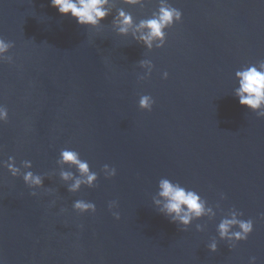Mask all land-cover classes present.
<instances>
[{"label":"water","instance_id":"water-1","mask_svg":"<svg viewBox=\"0 0 264 264\" xmlns=\"http://www.w3.org/2000/svg\"><path fill=\"white\" fill-rule=\"evenodd\" d=\"M168 3L182 22L150 51L113 20L120 10L148 19L160 0H110L95 29L51 0H0V37L14 44V63H0V106L9 113L0 123L2 264H264V118L235 96L236 71L264 61V0ZM141 60L154 65L150 76ZM143 95L155 101L150 112L139 107ZM63 149L89 163L95 188L68 192L57 163ZM9 157L17 167L31 161L45 178L38 196L4 167ZM105 164L114 178H105ZM162 178L196 191L216 216L187 230L171 223L154 203ZM77 200L95 203L96 213L76 212ZM232 209L254 222L235 248L217 231Z\"/></svg>","mask_w":264,"mask_h":264},{"label":"clouds","instance_id":"clouds-1","mask_svg":"<svg viewBox=\"0 0 264 264\" xmlns=\"http://www.w3.org/2000/svg\"><path fill=\"white\" fill-rule=\"evenodd\" d=\"M126 3L132 5H143L144 0H125ZM110 0H51V6L56 8L63 16H71L79 25L87 28H98L109 15ZM182 12L171 6L168 0H160L158 11L150 18L142 19L138 23L133 20L130 13L120 10L118 17L113 23L122 36H127L132 32L133 38L138 43H142L148 50L162 49L165 47L167 37L166 31L175 24L182 22ZM14 44L0 37V63H14L13 58L9 56V52ZM140 67L145 69L148 76L154 68L150 60H141ZM164 79L168 78L165 72ZM235 76L238 80V87L235 89V96L238 98L242 107H246L264 118V61H260L255 65H248L242 70H237ZM146 77L141 76L143 80ZM155 101L149 95H143L139 100V107L143 111H152ZM9 119V113L6 107L0 106V123H6ZM57 163L61 165L60 178L68 184V192L78 193L83 187L95 188L99 176L93 172L87 161L82 160L77 151L63 149L60 152V158ZM63 166L75 168L78 175L72 171L64 170ZM13 177H22L24 183L32 189L31 195L38 196L37 189H44V177L31 171L33 165L31 161H23L20 167H17L14 157H9L8 162L4 164ZM102 172L106 179L114 178L117 170L105 164ZM71 181V183H68ZM158 199H154L156 207L160 213L170 220L171 223L182 226L183 230L189 229L194 221L201 220L205 217L214 218L216 211L208 202L203 199L196 191L186 189L179 183H173L167 178L159 181ZM49 194L52 189L47 190ZM226 197L221 195V199ZM53 203H55L53 201ZM219 203L216 209H219ZM73 208L80 214L92 213L97 211L93 202L85 200H77L73 204ZM118 208L115 201L109 203V210L113 212L116 220L120 219ZM242 212L232 209L218 225L217 231L220 240L227 241L232 248H235L239 242H246L254 231V222L243 220ZM206 225L196 224L198 232L205 231ZM208 249L215 253L218 251V242L215 238L208 244ZM2 264V262H0ZM250 264H256V258L252 257Z\"/></svg>","mask_w":264,"mask_h":264}]
</instances>
